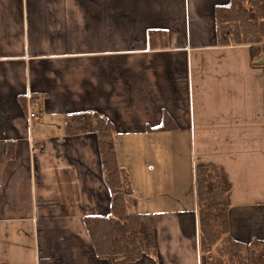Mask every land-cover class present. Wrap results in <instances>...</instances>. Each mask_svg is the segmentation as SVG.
<instances>
[{"label": "crops", "instance_id": "0c3cea01", "mask_svg": "<svg viewBox=\"0 0 264 264\" xmlns=\"http://www.w3.org/2000/svg\"><path fill=\"white\" fill-rule=\"evenodd\" d=\"M228 3L0 0V263L108 264L83 221L111 209L97 136L65 130L84 111L110 120L129 211L153 218L158 255L132 264H207L199 164L232 185L230 236L264 243V40L218 44Z\"/></svg>", "mask_w": 264, "mask_h": 264}, {"label": "trees", "instance_id": "16d2710c", "mask_svg": "<svg viewBox=\"0 0 264 264\" xmlns=\"http://www.w3.org/2000/svg\"><path fill=\"white\" fill-rule=\"evenodd\" d=\"M214 15L220 46L247 45L258 55L264 40V0H229L227 5L218 6ZM147 43L151 50L166 49L169 36L164 31H149ZM109 121L97 112L85 111L66 118L68 136H97L103 178L111 193L110 214L85 217L84 225L93 251L108 264H132L144 256L155 259L158 253L153 218L151 214L129 211L132 190L127 172L116 160L114 127ZM161 129L169 130L166 126ZM195 170L199 245L207 264H264L263 242L243 245L230 236L227 219L232 185L224 170L213 164H199Z\"/></svg>", "mask_w": 264, "mask_h": 264}, {"label": "built area", "instance_id": "2783aa9c", "mask_svg": "<svg viewBox=\"0 0 264 264\" xmlns=\"http://www.w3.org/2000/svg\"><path fill=\"white\" fill-rule=\"evenodd\" d=\"M262 53H264V52H262ZM29 112H30V113H29V117H30L31 119L37 117L38 112H36V109H35V108H31V111H29Z\"/></svg>", "mask_w": 264, "mask_h": 264}, {"label": "rangeland", "instance_id": "374dc122", "mask_svg": "<svg viewBox=\"0 0 264 264\" xmlns=\"http://www.w3.org/2000/svg\"><path fill=\"white\" fill-rule=\"evenodd\" d=\"M110 192V191H109ZM125 192L127 193V190L125 189ZM110 195H111V193H110ZM131 204V202L129 203V205Z\"/></svg>", "mask_w": 264, "mask_h": 264}]
</instances>
